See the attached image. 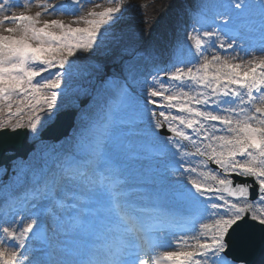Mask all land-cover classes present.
<instances>
[{"label":"snow or ice","instance_id":"6c2138e0","mask_svg":"<svg viewBox=\"0 0 264 264\" xmlns=\"http://www.w3.org/2000/svg\"><path fill=\"white\" fill-rule=\"evenodd\" d=\"M104 4L0 0V264H264V0Z\"/></svg>","mask_w":264,"mask_h":264},{"label":"rangeland","instance_id":"374dc122","mask_svg":"<svg viewBox=\"0 0 264 264\" xmlns=\"http://www.w3.org/2000/svg\"><path fill=\"white\" fill-rule=\"evenodd\" d=\"M18 1L22 2V0ZM63 1L64 0H53L55 4ZM172 2L175 5L169 6ZM176 2L177 0H153L151 2L147 0H125L126 4L133 5V7L129 9L127 19L134 24L137 32L143 31L146 37L151 35L154 40L162 41L171 35L172 23L184 11V9H180V6H178ZM104 6H108L107 0H105ZM40 10L39 7L33 5L28 9L17 8L16 13L19 14L20 12H24L26 15H35V13ZM42 19H61L65 23H69L72 17L64 15L52 17L42 16ZM2 176L3 175H0V183L9 180V178L5 181L2 180Z\"/></svg>","mask_w":264,"mask_h":264},{"label":"water","instance_id":"95a60500","mask_svg":"<svg viewBox=\"0 0 264 264\" xmlns=\"http://www.w3.org/2000/svg\"><path fill=\"white\" fill-rule=\"evenodd\" d=\"M0 166H8V162L6 160L0 159ZM10 171L7 174L3 175V179H7L9 177Z\"/></svg>","mask_w":264,"mask_h":264},{"label":"trees","instance_id":"16d2710c","mask_svg":"<svg viewBox=\"0 0 264 264\" xmlns=\"http://www.w3.org/2000/svg\"><path fill=\"white\" fill-rule=\"evenodd\" d=\"M190 1V4H192L193 3V0H189ZM179 2V4H183V1L182 0H180V1H178ZM171 5H173V4H171Z\"/></svg>","mask_w":264,"mask_h":264}]
</instances>
